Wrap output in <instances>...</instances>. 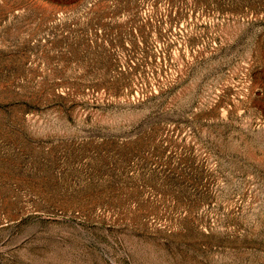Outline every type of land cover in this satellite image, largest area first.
Listing matches in <instances>:
<instances>
[{"label":"rangeland","instance_id":"374dc122","mask_svg":"<svg viewBox=\"0 0 264 264\" xmlns=\"http://www.w3.org/2000/svg\"><path fill=\"white\" fill-rule=\"evenodd\" d=\"M0 264H264V0H0Z\"/></svg>","mask_w":264,"mask_h":264}]
</instances>
